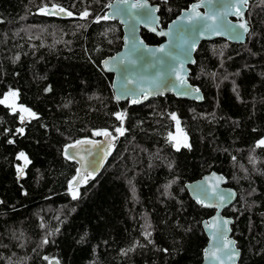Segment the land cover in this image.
Masks as SVG:
<instances>
[{
	"label": "trees",
	"instance_id": "trees-1",
	"mask_svg": "<svg viewBox=\"0 0 264 264\" xmlns=\"http://www.w3.org/2000/svg\"><path fill=\"white\" fill-rule=\"evenodd\" d=\"M109 1L0 0V99L18 90L17 107L39 117L22 124L19 111L0 105V264H198L206 242L200 223L212 210L191 200L183 184L210 170L236 192L223 214L233 219L238 264H264V147H255L264 138V0L248 1L244 43L217 38L197 46L188 81L201 102L166 94L140 104L116 102L111 75L99 65L121 45L116 21L94 22ZM149 1L164 26L195 0ZM53 3L74 15L39 13ZM85 9L91 15L80 19ZM141 36L161 40L145 30ZM117 112L127 113V131L100 172L73 187V200L77 165L63 150L99 138L96 130L118 136ZM172 113L191 149L177 151L169 141V133L180 136ZM21 151L31 163L17 179ZM136 241L143 247L122 254Z\"/></svg>",
	"mask_w": 264,
	"mask_h": 264
},
{
	"label": "water",
	"instance_id": "water-1",
	"mask_svg": "<svg viewBox=\"0 0 264 264\" xmlns=\"http://www.w3.org/2000/svg\"><path fill=\"white\" fill-rule=\"evenodd\" d=\"M143 2L144 0H128L127 4H120L119 0H110L108 3H111L113 7H105L102 14L104 15L105 13H108L110 16H112L115 13L114 18H111L107 21H116L119 24L121 30V45L119 49L114 53L103 57L99 61L101 70L111 75L110 87L114 100L116 102H127L128 104H132L133 99H139L140 102L136 104H140L153 97L170 94L177 99L201 102L202 93L200 89L197 86L190 84L188 81L189 67L193 65L192 61H194V53L199 43L202 41H210L221 38L229 43L241 44L246 41L248 33H243V30L239 29L238 27L232 33L225 32V34H211L205 32V34L202 36H198L194 32L190 31L192 25L188 24L187 16L190 13L191 6L195 3H201V0H195L191 2L186 8L181 9L164 26L160 25L158 10L153 12L151 16L144 17L138 13L146 11L145 9L131 7L132 4ZM235 2H237V0H213V3L209 4L205 0V3H203L202 6L197 9V11L201 13V15H204L205 13L209 15L222 13L226 11L224 6ZM147 4L150 8L159 9L157 3L147 0ZM239 7L243 12L242 17L238 18L234 14L236 12V8H231L229 14L224 18V20L231 25H238L241 22H246L249 28L245 14L247 5H239ZM53 16L58 18L68 17L63 13ZM154 17H159V20L154 22ZM173 21H175L176 24L173 25ZM201 23L211 24L212 21L206 20L201 21ZM170 25H172L170 35H158L160 31H164L166 33L169 32ZM153 28H155V31H152ZM141 30H145L146 32L155 35L156 37L160 38L161 41L156 44L146 43L141 36ZM237 32L242 33L239 39L233 38ZM125 37L128 38L127 46L125 45ZM140 40H143L144 43L148 45V47L153 49L164 46L166 50L171 51V58L165 60L163 63H160L158 62L157 57H160L162 54L157 53L156 57L146 54L143 61L137 59L136 55L131 51V46L133 42L138 43ZM184 40H195V49H188L187 45L183 43ZM111 57H116L117 59L112 61L110 59ZM106 59L110 60L109 67H111L113 71H107L104 68L102 62ZM121 59H123V63H121ZM129 59H137V63L134 65L129 64ZM125 68L127 69L126 71L122 70ZM177 74L185 77L186 85L190 86V88L180 84V81L176 78ZM154 81L160 85L161 89H163L162 95L156 94V86L153 83ZM197 88L199 89L198 93L192 91ZM141 89H145L147 92H152L153 94L149 95L148 98L145 99L144 95L141 94ZM182 92H187L188 94L180 95ZM117 96H120L121 98L117 100ZM80 140L99 141L101 143L95 145L91 143H84L76 145L75 147H68L69 145L74 144V142L65 146L63 153H65V149L67 147L69 156L73 157L72 160L77 165L75 175L76 181L82 180V177L86 174L84 171L85 169H87V172H91L92 176L97 175L112 149V147H109L108 139L103 136L95 139L85 138ZM114 141H111L112 145ZM105 153L109 154L105 155ZM23 164L24 161L21 160L20 166H23ZM77 169H81L79 176L77 175ZM15 177L17 178V171L15 173ZM79 183L74 182L73 187L77 186ZM183 187L189 198L195 203H197V197H199L204 201L205 204L214 205L212 207H205L202 204L197 203L203 208L212 210V213L200 223L201 229L206 238V242L202 248L201 260L198 264H221V261L223 264H238L239 257L230 260L228 258L230 249L224 247L226 240H234L231 236L230 227L233 219L230 216L224 215L223 210L234 202L236 198L235 190L227 185L225 176L215 170H210L202 174L197 179L185 182ZM229 193L234 194L230 200H226L224 202L219 200L220 195H228ZM217 214H219L220 220L227 219L231 221L227 226L230 231L224 233V235H220V233L212 227V224L216 222L215 218H217ZM206 249L208 252L207 256L205 255ZM213 252L216 253V257H219V259L211 255ZM50 262L51 264H57L58 261L55 258H50L47 261V264H50Z\"/></svg>",
	"mask_w": 264,
	"mask_h": 264
},
{
	"label": "snow or ice",
	"instance_id": "snow-or-ice-1",
	"mask_svg": "<svg viewBox=\"0 0 264 264\" xmlns=\"http://www.w3.org/2000/svg\"><path fill=\"white\" fill-rule=\"evenodd\" d=\"M99 2V0H98ZM207 3L211 4L213 3V0H206ZM120 4H127L128 0H119ZM205 3V0H201V3H195L191 6L190 9V13L187 16V22L189 25H192V28L190 29V31L194 32L196 35L198 36H202L205 34V32L211 33V34H225V32L228 33H232L235 31V29L238 27L239 29L243 30V33H248L249 28L247 26L246 22H241L238 25H231L227 22H225L224 18L229 14V11L231 10V8H236V12L234 13L238 18L243 16V12L240 10L239 5H247L248 0H237V2L229 4L224 6L226 8V11L222 12V13H215V14H207L205 13L204 15H201V13H199L197 11V9H199L202 4ZM74 6V5H73ZM105 7L107 8H112L113 5L111 3H108L105 5ZM132 8H137V9H145L146 11L144 12H140L138 13L141 16H151L153 12L157 11L158 9H153L150 8L149 5L147 4V0H144L143 3H136V4H132L131 5ZM39 13L40 14H44V15H57V14H66L67 16L71 17L73 16V12L58 5V4H51V7L48 6V4H44L41 7H39ZM170 10V9H169ZM119 11V9H118ZM91 15V13L85 9L84 11L80 12L79 16L80 19H86ZM115 13L110 16L108 13H105L104 15L100 16H96L95 21L96 23H99L101 20L107 21L111 18H114ZM183 19V18H182ZM154 22L159 20V17H154L153 18ZM206 20H211L212 23L211 24H202L201 21H206ZM176 24L175 21H173V25ZM170 31L169 32H164V31H160L158 33V35L164 36V35H170L171 34V28L172 25L169 26ZM152 31H155V28L152 29ZM242 33H235L234 37L235 39H239L241 37ZM183 43L185 45H187L188 49L190 50H194L195 46H196V41L195 40H184ZM125 45H128V38L125 37ZM131 51L136 55L137 59L143 61V59L145 58L146 54H150L153 57L157 56V53L162 54L160 57H157L158 62L163 63L165 60L171 58V51L166 50V48L164 46H160L159 48H150L148 47V45H146L144 43L143 40H140L138 43L137 42H133L132 46H131ZM112 61H115L117 58L116 57H111L110 58ZM137 59H129L128 63L129 64H136L137 63ZM16 60H19V56L16 57ZM193 63L195 61H192ZM103 66L107 71H113V69L111 67H109L110 64V60L106 59L103 62ZM121 63H123V59H121ZM122 70H127L122 69ZM176 78L180 81V84L190 88V86L186 85V81H185V77L181 76L179 74H177ZM156 86V94H163V89H161L160 85L157 84L155 81L153 82ZM51 86L47 87L45 89L46 92H50ZM141 94L144 95V98L147 99L149 95H152V92H147L145 89H141ZM192 91H195L196 93L199 92V89H194ZM187 92H182L180 93V95H187ZM19 96V92L18 90H12L9 89V91L7 93L4 94L3 98L0 99V105H5L6 107H9L12 109L13 114H15L17 111H19L20 116H19V120L20 122L23 124L26 120H30V119H38V115L36 112L32 111L31 108H28L26 106L23 105H19V107H17L15 100L16 98H18ZM11 98L12 102H9ZM121 97L117 96L116 99L119 100ZM140 100L139 99H133L132 103L136 104L139 103ZM26 114V115H25ZM113 115L116 117L117 120H119L121 122V125L119 127L115 128V132L118 134V136H113L112 132H109L107 129H101V130H96L93 132L94 136H103L106 139H108L109 141V147H112V143L111 141H114L116 139H118L119 136H123L125 134V132L127 131V129L123 126L124 125V121L127 118V113L126 112H117V113H113ZM171 119L177 121V129L178 132L180 133V136H182V139L178 138L177 136L173 135L172 133H169V141L172 142L174 141L175 144V148L177 151H179L181 149V147L183 148H188L191 149V144L188 143V139H187V135L183 133V130L179 128V120L176 116L175 113L171 114ZM5 131H8L7 129ZM16 133L19 134H23L25 132L24 127H20L17 128ZM14 140H9L8 143L12 144L14 143ZM84 143H91V144H99L101 142L99 141H91V140H77L74 144L69 145L68 147H75L76 145L79 144H84ZM256 148H261L264 147V138H261L260 140H258L256 142L255 145ZM65 157L68 159H72V156H69L68 151H67V147L65 149ZM109 153H105V155H107ZM18 160H23L24 164L23 166H17L16 171H17V178H23L25 176V168L27 167V165H29L31 163V160L28 158L27 154L23 151H21L20 153H18L17 157ZM233 159H235V157H233ZM85 171V175L82 177V181H76V178H73V181L69 182V191L71 194V197L73 200L77 199L79 197V191L78 189H74L73 188V183L74 182H84L86 183L87 180L89 179V177L92 176L91 172H87V169L84 170ZM81 173V169H77V175L79 176ZM171 184L167 185L166 188L170 187ZM27 193H25L26 195ZM232 193H229L228 195H220L219 196V200L221 202H224L226 200H230L232 197ZM3 201L0 200V204H2ZM197 203L202 204L205 207H212L214 205L212 204H205L203 200H201L199 197H197ZM215 221L212 224V227L215 228L217 230V232L220 233V235H224V233L230 231V229L227 227L228 224L231 222L227 219H223L220 220L219 219V214H217V218H215ZM148 227H151V225H149ZM58 231V229H57ZM152 233L150 231L145 230L143 233L144 239L148 241L149 244L154 243L150 237H151ZM215 235V233H214ZM44 244L48 243V240L45 239L43 241ZM236 245V241L234 240H226L224 247L225 248H229L230 251L228 253V258L230 260L234 259V258H238L239 257V250L235 247ZM136 246H141L143 247V245H140L139 241H136L135 244L133 245V247L129 248V249H125L122 250V254L127 255L128 252L130 251H134ZM162 251L167 252V249H163ZM205 255H208L207 249L205 250ZM212 256L216 257V253L213 252L211 254ZM217 259H219V257H216ZM45 260H48V257H44ZM51 264V262H50ZM57 264H59V262H57ZM221 264H223V262L221 261Z\"/></svg>",
	"mask_w": 264,
	"mask_h": 264
},
{
	"label": "rangeland",
	"instance_id": "rangeland-1",
	"mask_svg": "<svg viewBox=\"0 0 264 264\" xmlns=\"http://www.w3.org/2000/svg\"><path fill=\"white\" fill-rule=\"evenodd\" d=\"M38 11H39V10H38ZM8 91H9V90H8ZM8 91H6L5 93H7ZM5 93H4V94H5ZM3 96H4V95H3ZM2 98H3V97H2ZM2 98H1V99H2ZM9 102H12V101H11V98H10V101H9ZM177 137L179 138L180 136L177 135Z\"/></svg>",
	"mask_w": 264,
	"mask_h": 264
},
{
	"label": "flooded vegetation",
	"instance_id": "flooded-vegetation-1",
	"mask_svg": "<svg viewBox=\"0 0 264 264\" xmlns=\"http://www.w3.org/2000/svg\"><path fill=\"white\" fill-rule=\"evenodd\" d=\"M161 41V40H160Z\"/></svg>",
	"mask_w": 264,
	"mask_h": 264
}]
</instances>
